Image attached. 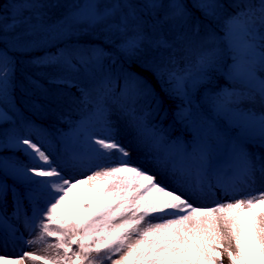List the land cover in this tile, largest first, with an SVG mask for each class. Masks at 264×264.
Segmentation results:
<instances>
[{
    "label": "snow or ice",
    "instance_id": "obj_1",
    "mask_svg": "<svg viewBox=\"0 0 264 264\" xmlns=\"http://www.w3.org/2000/svg\"><path fill=\"white\" fill-rule=\"evenodd\" d=\"M151 6L158 8L163 3L152 0ZM175 7L182 9L186 5ZM235 24L246 37H252L247 44V76L255 81L257 65L264 70V0L245 4L235 17ZM144 47L138 33L127 41L125 51L138 57L146 54ZM92 58L99 57H81L77 63L86 64ZM73 59L71 53H65L50 56L45 62L63 63L75 70ZM206 63L202 59V66ZM8 74V62L0 52V95L6 92ZM60 82L74 86L70 80ZM139 83L134 84L137 95L147 92V88L137 87ZM255 91L264 104V78ZM122 111L138 145L157 166L181 178L194 177V185L189 181L193 195L203 194L205 186L209 192L219 187L229 199L213 206L195 205L186 192L169 189L148 170L132 164L131 154L120 142L105 110L97 107L96 120H86L78 126L77 137H83L86 154L73 155L74 160L94 169L86 177L74 182L65 178L52 166L49 154L30 138L16 137L12 143L27 146L34 166L0 157V228L15 235L18 229L11 219L20 220L23 215L29 232L27 246H44L43 254H39V249L14 257L0 254V264H224L225 257L228 264H264V156L241 154L244 164L238 176L228 181L218 179L213 186L206 183L210 169L206 152H200L197 158L182 146L168 144L162 131L137 115L134 106ZM5 119L0 111V121ZM258 132L264 143V113L259 117ZM4 148L6 144L0 142V149ZM257 173L262 182L259 191L255 190ZM9 177L32 187L21 194L14 186L9 188ZM53 177L56 179H50ZM10 190L14 207L11 218L7 214ZM241 192L247 194L241 196ZM41 193H47L43 210L36 207ZM25 200L33 205L31 216L26 212Z\"/></svg>",
    "mask_w": 264,
    "mask_h": 264
},
{
    "label": "trees",
    "instance_id": "obj_2",
    "mask_svg": "<svg viewBox=\"0 0 264 264\" xmlns=\"http://www.w3.org/2000/svg\"><path fill=\"white\" fill-rule=\"evenodd\" d=\"M118 1L135 14L131 15L124 28L121 27V20L115 17L92 24L76 23L71 26L67 36L56 39L52 44L23 50L9 47L0 37L1 47L8 51L5 58L9 67L6 92L0 95V111L6 116L5 120L0 121V142L6 144V148L0 149V157H12L22 166H32L34 161L27 146L12 143L17 137L13 135L14 131L21 129L26 132L30 126L41 136L52 140L59 156L72 160L71 151L61 139L70 136L74 126L84 122L101 105L100 90L74 75L82 72V69L78 71L76 67L73 70L63 63L50 65L45 61L50 56L71 53L74 57L72 62L79 67L83 65L77 63L79 58L88 60L95 57L92 46L102 49L103 68L115 91L120 95L127 94L126 99L133 101L137 109L148 110L152 120L165 125L169 137L194 136L191 117H179L176 112L188 104V97L162 88L160 81L163 74L178 62L183 63L180 55L174 59L179 44H183L180 46L186 47L193 56L204 53L210 45L220 42L227 43L233 51L242 52L245 49L243 43L250 37L240 31L235 17L245 4L256 3L257 0H219L218 12L195 0H179L181 5H186L182 9H177L171 0H162L163 6L158 8L148 5L145 0ZM73 6L72 0H0V35L5 33L11 38L36 33L55 35ZM181 12L182 15L179 14ZM167 25L173 28L172 37L163 31ZM118 33L125 37L141 34V38L149 43L144 51L146 54L131 57L108 43L109 37ZM177 35L179 38H176ZM218 78L220 84L233 85L225 76ZM61 79L72 81L74 86L69 87L60 82ZM136 81L140 82L137 87L147 88V92L137 95L134 87ZM10 101L24 110L28 122L5 109V104ZM215 114L220 126L232 135L246 128L242 114ZM7 183L10 189L14 186L21 194L32 187L15 182L11 177ZM43 197H47V193L39 194L37 202ZM25 209L31 216L33 205L27 200ZM13 211V193L10 190L7 196V214L10 218Z\"/></svg>",
    "mask_w": 264,
    "mask_h": 264
},
{
    "label": "rangeland",
    "instance_id": "obj_3",
    "mask_svg": "<svg viewBox=\"0 0 264 264\" xmlns=\"http://www.w3.org/2000/svg\"><path fill=\"white\" fill-rule=\"evenodd\" d=\"M195 1L205 5H216V7L211 8L212 11L218 12L220 10L219 0ZM145 2L150 6L152 4V0H145ZM157 2L160 3L162 0H157ZM171 2L174 5L180 4L179 0H171ZM131 13L118 0H78L76 7L66 14L64 24L56 30L58 33L55 35L47 36L36 33L32 34V36L19 35L11 38L8 34L3 33L0 37L11 48L22 50L38 48L42 45H50L56 39L67 36L71 26L76 23L92 24L104 18L115 17L121 20V27L124 28L131 17ZM163 31L168 33L167 36L169 37L174 35L171 25H167ZM120 35L122 34L118 33L115 36L109 37L108 43H113L126 52V43L133 36L125 37ZM145 38L147 39L146 36ZM176 38H179V36L177 35ZM251 39L252 37L243 43L245 50H242V52L231 50L230 46L226 43H217L206 48L204 53L193 56L186 47L180 46L183 44L176 46L177 53L174 59L178 57L177 55H180L183 63L178 62L173 69L168 70L160 83L165 90L188 97V104L176 112L179 117H191L192 126L195 129L194 136L191 138L183 136L169 137L165 125L160 121L152 120L148 110L142 111L137 109L133 101L126 99L128 98L127 94L120 95L115 91L113 85L109 83V76L103 68L101 48L92 46V55L99 58H95L93 61L79 67L76 66L77 70L82 69V72L78 70L79 72L74 75L79 80L87 81L89 85H93L100 90L101 105L98 107H102L105 110V114L109 117L120 142L128 148L131 154L129 159L132 164L139 165L149 172L151 170L150 174L155 175L157 181L169 189L175 188L178 192L188 191L186 193L191 197L188 198L191 199L190 202L193 204L213 206L217 202H222L216 200L219 198L216 195V193L219 194L216 191L217 187H213L212 191L209 192L205 186L203 194L196 193L193 195L189 187V181L191 180L194 185V177L181 178L179 175H173L157 166L151 157L146 155V150L138 145L135 139V132L130 127L128 118L124 116L122 108L134 106L137 115L145 117L151 125L156 126L162 131L168 144L182 146L197 158L200 152H206L210 160V169L206 177V183L215 186L218 179L228 181L236 178L242 171L244 164L241 154L251 155L253 158L264 156V143H262L258 132V121L260 115L264 113V104L261 103L255 91L258 88L259 80L264 78V70L257 65L255 81H251L247 76L250 57L246 49ZM255 40L259 44V36H256ZM34 41L36 43H33ZM144 44L145 47L142 51L147 50L146 45H149L147 41H144ZM0 52H3L5 55L8 53L6 49L1 47V44ZM202 59L207 61L204 66L201 64ZM221 76L228 78L233 85L220 84L218 77ZM5 109L16 114L23 121H29L24 110L13 101L6 103ZM95 110L96 108L89 114L86 120H96ZM215 113H222L227 116L241 113L244 116L243 124H245L246 128L236 135H230L220 126ZM247 117H254V119L248 121L246 120ZM82 123L75 125L70 136L61 139L64 146L71 151L70 156L72 161L64 156H59L52 140L41 136L30 126H28L26 132L18 129L14 131L13 135H17L21 139L30 138L33 142L38 143L49 154L53 162L52 166L57 167L65 178L71 179L74 182L76 179L86 177L94 170L73 159L74 154H86V145L83 137H77L78 126ZM13 159L12 157H8L7 160L16 162ZM31 165L34 166V162ZM53 179L56 178L53 177ZM178 181L179 183H177ZM261 187L262 182L259 179V173H257L255 190L259 191ZM246 194V192H241L239 195L243 196ZM220 199L227 200L229 197L225 195V197H221ZM46 201L47 197L41 198L36 203V207L43 210L46 207ZM11 223L16 226L18 231L15 235H12L5 232L3 228H0V254L14 257L23 251L37 249L40 250L39 254H43V245L27 246L26 241L29 239V232L24 226L23 215L20 220L11 219ZM48 252L51 253V249ZM26 264H32V262L27 261ZM105 264H108V262H105ZM224 264H228L226 257L224 258Z\"/></svg>",
    "mask_w": 264,
    "mask_h": 264
},
{
    "label": "bare ground",
    "instance_id": "obj_4",
    "mask_svg": "<svg viewBox=\"0 0 264 264\" xmlns=\"http://www.w3.org/2000/svg\"><path fill=\"white\" fill-rule=\"evenodd\" d=\"M153 169H154V168H153ZM150 172H151V170H150ZM216 191H218V193H219V194L216 193V195L219 196V198L216 199V200L223 201V200L220 199V198H221V197H225L224 190H223L222 188L217 187V190H216ZM186 192L188 193V191H186ZM188 197H190V196H188ZM190 198H191V197H190ZM190 200H191V199H190ZM216 200H214V201H216Z\"/></svg>",
    "mask_w": 264,
    "mask_h": 264
}]
</instances>
